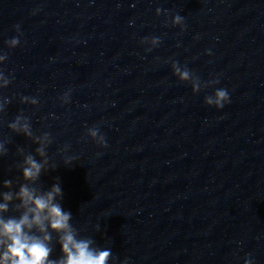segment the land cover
Masks as SVG:
<instances>
[{
	"label": "clouds",
	"instance_id": "9594fccd",
	"mask_svg": "<svg viewBox=\"0 0 264 264\" xmlns=\"http://www.w3.org/2000/svg\"><path fill=\"white\" fill-rule=\"evenodd\" d=\"M182 19L179 15L176 21ZM15 43V41H13ZM179 72V69H177ZM189 73L187 71L180 74L182 80H187ZM218 83V81H214ZM216 108H222L225 103L229 101L228 92L225 89H217L215 92ZM207 104H212L211 97L206 98ZM12 130H23L26 134L31 135L28 131V125L19 126V118L15 123L9 125ZM95 135V133H93ZM37 151L43 155L42 149ZM3 143H0V154H5ZM72 158H68L65 163L70 164ZM26 167L23 168V176L25 179L38 178L43 165L38 162L32 155L25 158ZM8 181H5L7 185ZM63 192L61 186L57 183L52 186L51 191L37 195L34 189H29L27 185H23L20 189V197L28 207L27 212L17 221L9 219L8 221L0 220V236L6 237L9 243L7 250L3 256L0 257V264H54L48 260L51 249L45 243L50 239V236L45 234L43 240L38 237L28 235L24 229L27 227L31 229L34 225L38 227L39 231L45 232L44 221L49 222L48 226L56 232H61L63 235L60 238L62 250L66 254V259L61 261L60 264H106L110 256L109 250L95 252L89 249L88 241L77 242L74 239L69 220L71 213L65 212L62 206L54 202L56 196L62 197ZM10 195H5V199H10ZM0 210H7V205L0 204ZM28 212L33 214L30 221Z\"/></svg>",
	"mask_w": 264,
	"mask_h": 264
}]
</instances>
